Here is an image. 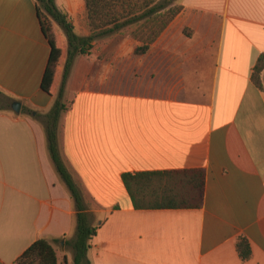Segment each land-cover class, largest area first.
Here are the masks:
<instances>
[{"label":"crops","instance_id":"obj_1","mask_svg":"<svg viewBox=\"0 0 264 264\" xmlns=\"http://www.w3.org/2000/svg\"><path fill=\"white\" fill-rule=\"evenodd\" d=\"M55 4L75 35L101 30L84 0ZM178 4L182 10L144 54L134 53L136 23L99 31L96 42L114 43L110 61L101 49H86L65 78L59 156L96 227L89 264H264V70L262 88L251 81L264 53V0ZM49 52L34 0H0V91L20 103L18 113L0 112V264H17L39 238L57 240V264L72 260L74 203L42 122L67 54L48 94L40 83ZM67 89L76 93L64 100ZM179 169L204 170L200 208L132 207L123 173ZM239 237L250 247L246 261L235 250Z\"/></svg>","mask_w":264,"mask_h":264},{"label":"trees","instance_id":"obj_2","mask_svg":"<svg viewBox=\"0 0 264 264\" xmlns=\"http://www.w3.org/2000/svg\"><path fill=\"white\" fill-rule=\"evenodd\" d=\"M55 1L34 0L42 33L50 47L48 61L40 83V88L45 93L51 94L55 65L64 53L67 54L58 96L50 109L42 115V122L46 132L48 151L58 175L70 193L75 208L74 237L68 243L72 251V260L69 264H89L86 253L90 248V240L95 234L96 227L89 224L82 193L60 160L59 123L63 113L67 110V105L61 100V92L72 59L75 55L86 53L93 37L75 35L66 14L57 8ZM84 1L90 23L93 24L94 19L97 26L101 24L100 28H104L102 34L111 33L128 24H139L131 33L134 39L140 41V45L134 49L136 55L144 54L182 10L179 4L155 3L154 0ZM49 19L63 30L65 43L51 34ZM263 70L264 53L257 58L251 73V81L258 88H262L259 75ZM0 94L5 96L1 91ZM4 98L8 103L5 101V104L0 106V112L8 111L12 103L11 98L7 96ZM121 181L134 209H194L202 205L203 169L125 172L121 175ZM53 243H57V240L46 238L35 240L16 259V263L57 264ZM65 245L66 242L63 243V248ZM235 250L241 261H246L251 256L248 241L244 237L236 239ZM63 262L66 263L65 257H63Z\"/></svg>","mask_w":264,"mask_h":264},{"label":"rangeland","instance_id":"obj_3","mask_svg":"<svg viewBox=\"0 0 264 264\" xmlns=\"http://www.w3.org/2000/svg\"><path fill=\"white\" fill-rule=\"evenodd\" d=\"M155 1V3H161V2H168L169 3V5H175V4H178L179 3V1L180 0H154ZM140 23V22H139ZM48 24H49V30H50V32H51V34H53V35H57V34H55L54 33V30L55 31H57V32H59L60 34H62V35H64V32H63V30L59 27V26H56V29H52V27H51V21H48ZM135 25H139L138 23L137 24H135ZM98 26H101V24H98ZM107 29V28H106ZM130 29H133L132 27H128V28H126V29H124V31L125 32H128V31H130ZM104 30V28H101V30H99V31H103ZM99 31H96V32H94L92 35H91V37H93V40H94V38H95V36L98 34V33H101V32H99ZM102 36H103V34H102ZM105 36H107V37H109L110 36V34L109 35H105ZM121 36V35H120ZM92 42H95L94 43V45H92L91 46V43L89 44L90 46H88L87 47V49H89L90 50V52L91 53H98L99 51H100V49H101V51H102V57H103V61L104 62H109L110 61V46H112V45H114V43L112 42V40L110 39V37L107 39V40H104L103 41V43H102V45H101V43H98V42H96L95 40L94 41H92ZM101 55V54H100ZM77 59H78V57H77ZM71 66V65H70ZM69 72V71H68ZM67 75H68V73H67ZM76 93V91L75 90H73V89H67L66 91H65V93H64V95H63V98H64V100H69V99H71L72 98V96L74 95ZM5 96H3L2 94H0V106H2V105H4L5 104V101H7V99H5L4 98ZM64 103H65V105H67V102L66 101H63ZM7 103H8V101H7ZM9 109H11V107L9 106L8 107ZM84 205H85V208L86 209H88L90 206H88V204L87 203H84ZM89 215V217H90V214H88L87 213V216Z\"/></svg>","mask_w":264,"mask_h":264},{"label":"water","instance_id":"obj_4","mask_svg":"<svg viewBox=\"0 0 264 264\" xmlns=\"http://www.w3.org/2000/svg\"><path fill=\"white\" fill-rule=\"evenodd\" d=\"M10 107H11L13 112L18 113L20 110V103L17 101H14L10 104ZM63 241H64V239L62 238V239H60V242H59L61 249L63 248Z\"/></svg>","mask_w":264,"mask_h":264}]
</instances>
